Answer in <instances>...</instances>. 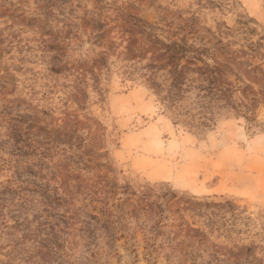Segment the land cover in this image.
<instances>
[{
  "label": "rangeland",
  "instance_id": "1",
  "mask_svg": "<svg viewBox=\"0 0 264 264\" xmlns=\"http://www.w3.org/2000/svg\"><path fill=\"white\" fill-rule=\"evenodd\" d=\"M129 1L150 22L196 17L233 49L256 45L264 68V0H0V113L20 119L22 165L36 161L81 212L70 262L264 264V95L203 133L176 125L142 63L115 47L99 69L106 47L75 38L85 11ZM89 215L110 228L93 231Z\"/></svg>",
  "mask_w": 264,
  "mask_h": 264
},
{
  "label": "trees",
  "instance_id": "2",
  "mask_svg": "<svg viewBox=\"0 0 264 264\" xmlns=\"http://www.w3.org/2000/svg\"><path fill=\"white\" fill-rule=\"evenodd\" d=\"M136 2L112 9L117 13L104 10L107 7L85 11L81 23L74 26L76 39L81 30L89 43L106 47L96 61L99 69L107 66L109 50L122 47L127 60L142 63L136 70L145 72L142 77L165 107L164 113L169 112L176 125L183 124L191 133H203L216 123L221 111L236 109V103H259V96L264 95V68L254 63L259 59L258 46L250 45V54L233 49L212 29L198 25L196 17L166 13L168 17L150 22ZM114 31L116 36L111 38ZM52 70L62 72L59 66ZM256 84L261 88L258 92ZM238 114L252 121L241 110ZM9 116L0 113V134L8 124L7 136L0 139V175L10 173L8 179L0 180V239L8 241L0 246L7 259L0 263L72 264L75 250L68 232L77 225L81 212L60 196L63 185H51L53 177L36 161L22 165L28 143L18 124L11 123H21L20 119ZM48 156L47 150L41 153V160ZM89 217L94 223L87 225L93 231L110 228V220ZM155 219L158 222L162 217L156 213L152 221Z\"/></svg>",
  "mask_w": 264,
  "mask_h": 264
}]
</instances>
